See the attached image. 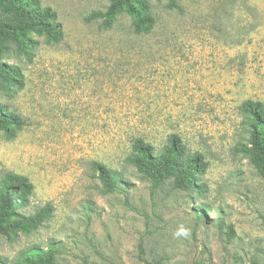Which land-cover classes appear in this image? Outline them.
Returning <instances> with one entry per match:
<instances>
[{
  "label": "rangeland",
  "instance_id": "374dc122",
  "mask_svg": "<svg viewBox=\"0 0 264 264\" xmlns=\"http://www.w3.org/2000/svg\"><path fill=\"white\" fill-rule=\"evenodd\" d=\"M178 1L150 0L156 23L136 34L126 14L110 29L87 20L108 0H41L64 38L7 57L25 85L0 90V104L26 125L14 139L0 131V176L32 181L21 211L51 203L54 214L14 242L0 235L6 264L36 246L56 248L58 264H264V180L237 151L241 104L264 102V0ZM170 133L209 163L200 198L153 187L126 162L132 135L160 149ZM94 161L129 185L105 193Z\"/></svg>",
  "mask_w": 264,
  "mask_h": 264
},
{
  "label": "trees",
  "instance_id": "16d2710c",
  "mask_svg": "<svg viewBox=\"0 0 264 264\" xmlns=\"http://www.w3.org/2000/svg\"><path fill=\"white\" fill-rule=\"evenodd\" d=\"M167 1L168 8H180L178 0ZM125 14L131 18L136 34L151 32L156 23L150 0H108L105 10L93 11L87 20L101 19L102 27L110 29ZM37 37H44L49 43L63 40L64 30L57 12L44 6L41 0H0V90L6 95H13L25 85L21 68L10 63L8 55L31 60L39 46ZM240 112L247 136L237 151L254 165L264 180V102L247 99L241 104ZM25 125L26 120L20 114L0 104V131L7 139H14ZM126 162L153 187L171 181L175 189L196 193V198L208 191L201 176L209 163L202 153L190 152L178 133L168 134L160 149L144 134L132 135ZM92 167L105 193L124 191V186L129 185L121 173L103 162L94 161ZM33 191L34 185L26 175L6 172L0 176V235L10 242L16 241L20 234L37 231L54 214L51 203L31 213L21 211L29 205ZM199 215L203 217V212ZM56 257L57 249L53 246L47 249L36 246L23 251L14 264H58ZM0 264H6V260L0 257ZM252 264L259 263L254 260Z\"/></svg>",
  "mask_w": 264,
  "mask_h": 264
},
{
  "label": "clouds",
  "instance_id": "9594fccd",
  "mask_svg": "<svg viewBox=\"0 0 264 264\" xmlns=\"http://www.w3.org/2000/svg\"><path fill=\"white\" fill-rule=\"evenodd\" d=\"M179 234H184V235H186L187 233L185 232V230H184L183 228H181V229H180V232L178 233V235H179Z\"/></svg>",
  "mask_w": 264,
  "mask_h": 264
}]
</instances>
